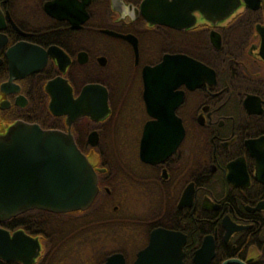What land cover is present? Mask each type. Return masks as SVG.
Wrapping results in <instances>:
<instances>
[{"label": "flooded vegetation", "instance_id": "obj_1", "mask_svg": "<svg viewBox=\"0 0 264 264\" xmlns=\"http://www.w3.org/2000/svg\"><path fill=\"white\" fill-rule=\"evenodd\" d=\"M206 4L0 0V135L68 131L96 175L88 207L0 225L37 238L32 264L80 246L79 264L115 252L134 264L154 229L175 235L142 264H264V0ZM160 64L177 68L168 91L162 76L144 81ZM115 223L138 241L115 248Z\"/></svg>", "mask_w": 264, "mask_h": 264}, {"label": "water", "instance_id": "obj_2", "mask_svg": "<svg viewBox=\"0 0 264 264\" xmlns=\"http://www.w3.org/2000/svg\"><path fill=\"white\" fill-rule=\"evenodd\" d=\"M207 2L210 5L199 9L222 11L223 0ZM189 64L203 67L193 60ZM174 69L172 71L161 64L147 67L143 71L144 81L147 84L150 76H162L168 91L179 83L174 80L178 74L177 68ZM150 113L157 115L156 112ZM73 117L76 115L71 119ZM96 193V175L68 131L16 124L0 135V222L28 209L51 212L82 210L90 205ZM174 235L163 229L152 230L147 247L137 252L134 264H142L150 246L156 241L170 240ZM39 253L37 238L20 229L9 232L0 227V260L32 264ZM101 264H124V259L115 252Z\"/></svg>", "mask_w": 264, "mask_h": 264}, {"label": "rangeland", "instance_id": "obj_3", "mask_svg": "<svg viewBox=\"0 0 264 264\" xmlns=\"http://www.w3.org/2000/svg\"><path fill=\"white\" fill-rule=\"evenodd\" d=\"M117 153L123 154V155L126 154V147L124 144L120 148H118ZM115 225H116L115 230H114L115 234H113V237L115 239V244H116L115 248H119L120 244H118V242L123 241L125 236H128L130 234L133 237L131 239L135 238L138 241V236L140 237V235H139L140 232L137 231L138 229L136 227L123 226V225L120 226L116 223H115ZM91 240L92 239H90V241ZM106 247H108V246H106ZM89 249H90V251H89ZM89 249H88V252L91 253L92 249L91 248H89ZM83 251H85V249L82 248L81 246L79 248H74V249H71L69 251H66L64 249L60 250L59 253L57 254L58 258H60V259L56 260L55 263L56 264H72V263L79 264V263H82L84 258L81 257V252H83Z\"/></svg>", "mask_w": 264, "mask_h": 264}, {"label": "trees", "instance_id": "obj_4", "mask_svg": "<svg viewBox=\"0 0 264 264\" xmlns=\"http://www.w3.org/2000/svg\"><path fill=\"white\" fill-rule=\"evenodd\" d=\"M31 213H32V216H31L32 218H34L36 220H38L40 218L39 215L37 214L38 212H31ZM15 219H16L15 217H12L0 225L4 228H8V229L12 230L14 227L13 223H14ZM0 264H4V263L0 262Z\"/></svg>", "mask_w": 264, "mask_h": 264}, {"label": "bare ground", "instance_id": "obj_5", "mask_svg": "<svg viewBox=\"0 0 264 264\" xmlns=\"http://www.w3.org/2000/svg\"><path fill=\"white\" fill-rule=\"evenodd\" d=\"M44 243V242H43ZM43 247V246H42ZM44 248H45V246H44ZM44 248H43V250H44Z\"/></svg>", "mask_w": 264, "mask_h": 264}]
</instances>
